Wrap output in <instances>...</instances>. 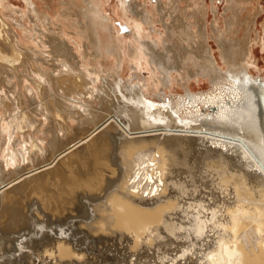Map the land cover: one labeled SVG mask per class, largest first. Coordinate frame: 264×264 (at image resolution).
<instances>
[{"label":"bare ground","instance_id":"obj_1","mask_svg":"<svg viewBox=\"0 0 264 264\" xmlns=\"http://www.w3.org/2000/svg\"><path fill=\"white\" fill-rule=\"evenodd\" d=\"M180 1L181 0H170V3L168 2L169 4L167 7L165 4H163V1L160 0L158 8L160 10L162 17H164L165 15L172 16L171 19L175 20L177 23L183 20L182 34H180L181 32L176 33V29L174 28L173 23H171L173 26H170L168 24L167 29L168 28L169 29L167 31L170 32L169 33L170 37H168L167 40L163 39L165 40V42L163 41L162 42L163 46L159 48L155 45V43L152 44L151 42H148L145 40L149 37H152V35L149 36V34L138 33V35L136 34L137 37L139 38L137 40H141L144 44L141 42V45H143L142 48H141V45L140 47L132 45L131 52L132 54L135 53L136 57L138 58L141 57V55H143V57L145 58L148 57L150 62L156 68H158V70H161V73L162 75L164 74V76L158 79L160 84H164V82L168 80L169 78L168 75L171 74L173 70H177V72L179 71L182 75L183 74L185 75V78H184L185 80H188L190 79L191 76H196V75L209 77L210 83L212 84V87H210L211 88L210 91L195 93L191 87L186 86L184 90L185 91L184 94L177 95V96L175 95L165 96V93H162V94L160 93L159 102L151 103L152 102L151 101L149 103L148 100H143V97L145 95L142 93L143 91H141L138 86H135L136 87L135 88L133 86L126 85L125 88L120 87V86H118L117 88L116 87L117 85L113 84L112 85L113 88H110V90L113 93L111 94L115 101V105H112V106L111 104H109V99L111 98H109V93L105 91L106 89L102 87L99 89L97 87H93V85H95L94 82L99 81V75H101L99 72L102 69L105 72L112 71V73H115L113 72L115 71L114 70L115 68L106 69L104 66L102 57L105 51L106 52H114V51L116 52L117 51L119 62L117 61L118 63L116 64L115 67L116 69H118V67L121 66V63H122L121 61L122 51L120 50L122 47L121 44H118V43L114 44L112 41H103L100 33L98 31H95L92 27H90L89 23L87 25L80 23L83 29L82 34L84 35L85 38L87 39L89 38L91 40V48H93L96 51L95 57L97 56V59H98L97 63H99L102 68L100 70H98V68L97 70L91 69L90 71L91 73L89 72L90 75L92 73H95L97 75L96 77L94 75L93 79H91L92 81H88L87 79L88 73H84L83 71L84 69L83 70L81 68L79 69L80 63L74 60L76 56H73L71 54V51L67 49L68 44H66V42H63V40L56 39V37L55 39L51 37L49 38L51 42L46 41L44 43V44H48L51 47L50 48L51 51L47 50V52L51 53L49 55H52V58H55L56 60L59 59L56 64H58L60 60L62 61V64L59 63L57 66H55V68L57 69V72L48 71L44 68V66H42L44 65V63H41V61H37L36 59L31 58L32 59L31 72L32 73L34 72V74L37 77V78L34 77L37 81V88L35 89L32 86H27L26 91L27 93L30 92L31 94L23 93L22 84H21V87L20 86L18 87V83L14 81V76L15 74H17L19 76L18 77L19 80H22L25 74L22 76L21 68L22 67L25 68L27 66L29 57H36L34 54H32V52L28 54L29 52L27 53L25 51H27L28 49L35 50V48L25 47L24 44H22L18 40L17 38L18 36L16 37L15 33L14 32L12 33V28L10 27L11 25L10 26L8 25V23L5 21V19L3 18V16H1V13H0V140H3L1 144L2 146L0 149V158H1L0 159V175H1V169H3V167L5 166L3 165V162H5L6 165H14L16 163H19L21 159H23L24 161V160H28L29 158H32V159L34 157L39 158L41 153L44 154L45 152L48 151L47 146L45 145L46 142L44 143V141H46L44 135H46V133H49V129H47L48 126L44 125L46 127L44 128L42 127L43 126L42 124H44L43 120H40L39 122L37 121L38 125H36L37 123H34L35 120H33L34 116L32 117L33 112H36L39 110H40L39 112H43L44 110L48 111V114L46 113L47 115L45 119L47 120H52V118L57 119L59 129L61 133H63L66 130L69 131L73 129L72 120L78 117H83V115H85L84 112H86L87 110H90L87 108V106L89 104H93L94 100H97L96 98H99V96L96 93H100L103 90V93L105 94L104 100L106 102L103 103L102 102L103 98L100 97V100L102 98L101 100L102 105L100 107L102 115H100V117L97 119L98 121L94 120L96 129L94 130H84L83 129L79 132V134L81 133L80 134L81 136H84V144L86 146V147L84 146V149L82 151L76 148L75 145L72 146V144H69L68 145L69 147H67L66 149L68 152L64 153V155L61 156V152H62L61 150L65 147L63 144L67 145L66 143L68 142L62 143L60 138L58 139L52 138L51 133H49L50 135L49 137H47L48 139H50L49 147L56 156V158L52 159L51 164L62 162L67 167L66 170H68L67 171L68 174L65 175L66 180H67L66 183L68 184L69 182V185L72 188L73 185L77 183V180L75 179V175H76L79 178H82L83 180H85V182H88L89 189L92 190V189L102 186L101 184L103 183L100 180L96 184V186H93L92 181L94 178L100 177L102 180H105L103 177L106 175L107 179L108 178L113 179L114 177L110 176L111 173H117L119 177L122 173H124V169L115 167L114 166L115 160L113 158L117 152L122 151L123 154L120 153L121 156L119 157L123 161H121L120 164L126 163L127 161L128 163L126 164H129L131 166L130 169L134 171L133 173L126 172L129 178L127 182L125 181L124 188L129 187L134 192V194H138V193L150 194L152 192L158 191L160 190V188H162V185L164 182V179L163 178L161 179L160 176L161 177L165 176L166 178L168 177L169 173L167 172V169L169 168V166L171 167L172 162L171 163L170 162L167 163V162L171 158L176 160L177 152L172 150L174 148L171 147L172 144H169V141H171L169 140V137L172 134H170L168 137L164 135L163 133L161 134L160 131L156 132L155 130L154 133H145L144 131H147V129L151 127L157 129V127L159 128L160 126H168L169 129L172 128L174 130L173 134L184 132V134L187 137L186 139H189L190 141H192L194 147L197 149V152H196V149L193 147L195 152L198 154V157H196L197 154L195 153L196 154V156H194L195 158L197 159L200 158L201 160L203 159V161L204 159H207V161L210 159L211 160L213 159L214 164L215 163H218L217 165L223 164V167H224V163L228 164L227 171L229 172L228 174L231 177V179L227 180L228 182L226 181L227 183L223 182L224 184L222 183V185L218 186L219 191L217 192V194H215L216 192L214 194L213 192H209V196L210 195L212 196L208 197V194H207L208 191H207L206 194L203 195V198H205L204 196H206V200H209L208 203L210 204L211 202H214V203L218 201L220 202V205H219L220 208L215 206L217 209H212L209 213L207 212L205 213L207 215V220H205L206 222L204 221L205 223H207V226H209L208 223H212L213 221L212 226H209L210 229H213L216 227L221 232L220 239L218 236H216V238L218 237V239L216 240H219V244H218L219 252H217L216 250V252L213 251V253L210 254L211 259L213 260V263L215 264H264V75L261 73L254 74L252 73V70L250 68L252 64H254L253 60L251 59L252 58L251 56L252 46L254 45V43L259 41L258 34L256 35L255 38H253L252 36L253 24L256 22V15L258 14V10L255 9V13L253 15H250L252 16L250 18L249 15L248 16L244 15V11L250 9V6L253 5V0H227V3H226L227 5L225 6L226 13L224 15L225 26L224 28H221V26L218 23H214V28H213V35L215 36V39L220 47L221 57L223 61L226 63V65L228 66L227 67L228 69L226 71H223L222 68H219L216 59L212 57V53L210 52L207 46L208 45L206 42L207 35L204 32L205 19H206L205 0H192V1L190 0V2L188 3V6L185 8H182L180 6ZM27 2L29 4H33L34 9L36 8L35 2L33 0H27ZM71 4H75V2L71 1ZM75 6H77V4H75ZM75 6H73L72 9ZM31 10L29 12H32ZM35 10H33V12H35ZM33 14L36 15V13H33ZM36 17L37 19L35 21L40 19L38 18V16ZM190 17L194 18V22L190 21ZM95 24L96 23H94V25ZM194 24L198 26V30L197 29H196L197 31L194 30L195 32H193ZM38 25H40L39 27H41L42 29H44L43 26L45 27L44 23L43 24L40 23ZM179 25H181V23ZM46 30L48 31V27H45L44 31ZM44 31L42 30L41 33H43L44 36H48L47 33H45ZM241 31L244 32L243 36H241ZM14 36L16 38H14ZM195 36L197 37V39L194 38ZM40 38L42 37L40 36ZM180 38L181 39L184 38V40L186 39L187 41V43H185L186 45L181 44L183 47H181L180 43L178 42V40L181 41ZM41 40L42 42H44L43 39ZM6 43H9L11 45L10 47L11 49L9 48L11 50L10 53L2 51V49H4L3 47H5V49H8L7 46L9 44H6ZM45 60L47 61L46 58ZM91 67L93 68V66ZM28 70L30 71L29 68H26L24 71H26V73L29 74L27 72ZM65 72L67 73L65 74ZM54 74H55V79L53 78ZM65 75H70L69 80L72 83L67 81L68 77ZM185 80L183 81L184 82L183 84H185ZM2 81L4 82L8 81L11 84V86L9 85L10 87H13L15 91H19L18 93L13 92L14 95L13 94L11 95V99H13V102L8 107L6 103H8L7 101L11 103V99H9L8 95L6 94L5 86ZM55 82L56 84L59 85L58 90L59 91L62 90L61 94H63V95H59L58 102L66 101L69 98L70 100L71 99L74 100L73 102L71 101L72 103L76 102V104L73 106L74 109L72 108H71L72 110L68 109L69 110L68 112L69 115L67 117L68 120L66 118H63V110L61 111L60 110L61 108H59L56 105L57 100L55 97V92H56ZM21 83H23V80ZM90 83L92 84V86L90 87V89H87L88 88L87 86L91 85ZM124 89L127 90V92H125ZM117 92H119L120 94L118 93L119 94L118 95ZM73 94H76V95L79 94L80 97L79 98L75 97L76 95L74 96ZM93 97H95V99H93ZM119 97L121 98L120 100H119ZM62 98H63V101H62ZM67 102H69L68 105L69 106L71 105L72 107V103L70 104V101L68 100ZM111 102L112 101H110V103ZM112 103L114 104V102ZM123 105L125 107H123ZM125 108L126 109L129 108L130 110L129 109L125 110ZM135 110L136 111L139 110V111L136 113ZM140 110L142 114H140L139 116L138 113L140 112ZM64 111L67 112V110H64ZM94 111L96 112V109ZM126 115L135 116V117L139 116L141 120L140 124H137V121H136L134 126L131 124L132 126L130 128H125L126 127L125 120L127 119ZM132 118L129 119L130 122L131 120H133ZM118 121L121 122L122 124L120 129H122V127L125 128L122 130L121 133H123L125 130H131L132 133L133 132L137 133L139 130L143 131L140 134L127 135L128 137H131V139L138 140V141H135L137 143L129 146L130 143L125 145V142L127 140L124 141L122 139L114 138V136L117 134L116 130L119 127L118 125H116L117 124L116 122ZM161 122L164 124H161ZM172 129L171 131H173ZM40 134H44V135H40ZM141 137L147 140H142ZM151 138H156V139L150 140ZM149 141H152V142H149ZM188 143L189 142H187V144ZM57 149L59 150V152L57 151ZM228 151H230L231 155L228 153ZM80 157L82 158L81 163H82V166H84V168L80 165L81 164L80 162H79L80 164L76 163L78 162L77 160ZM184 157H187V156L185 155ZM133 158H135L136 162ZM87 161L88 163L92 164L90 165L91 167L89 165L87 166L84 163ZM213 162L211 161V163ZM74 163L78 165H75ZM166 163L168 165L167 167L165 166ZM48 167L50 166L48 165ZM48 167L46 169H48ZM208 167L209 166H207V169ZM223 167L221 168L219 167V168L222 169ZM40 168H37V169H40ZM177 168L179 167L177 166ZM54 170H57V169L54 168L53 171ZM70 170L74 171L75 173L74 177L70 173ZM175 170L174 172H176ZM42 171H45V170H42ZM57 171L54 174H58ZM29 172L31 173V171H28V173ZM35 174L36 173H34V176ZM28 175L30 176L31 174H28ZM59 175L58 176L56 175V177L60 178ZM31 176L32 178H35L33 177V175ZM31 176H30V179H31ZM219 176L222 177V175H218V177ZM23 179L26 180V178L24 177ZM26 181L27 182L30 181L31 183V180L29 179ZM221 181H223V179ZM60 182L63 183L62 180H60ZM53 183H56V182H53ZM78 184L82 185L81 183H78ZM32 185H34V187L36 186L38 187V185L36 186L35 184H32ZM59 185L60 184L58 183L57 189ZM82 186L84 187V185ZM31 187L32 186H30V190L33 192L32 190L33 188L31 189ZM60 187L61 186H59V188ZM17 189H20V188H17ZM37 189H39V187ZM98 189L101 191L100 188ZM8 190H5V192H7ZM43 190L45 189H42V191ZM10 191L11 190H9L8 194L10 193ZM51 191H54V190H51ZM60 191H62L61 188H60ZM33 194L34 193H32L31 195ZM51 194L53 196L55 195L54 192H51ZM49 196L51 195L49 194ZM49 196L47 200L50 198L49 201L53 199L57 201L56 200L57 198L53 197L52 199V197H49ZM102 196L104 195L102 194ZM188 196H189L188 199L195 200V198L201 195H198V193L195 192V195L188 194ZM61 197L62 195L59 196L58 198H61ZM132 197L133 199L136 200L140 197V195H138V197H135L134 195H132ZM63 198L64 197H62V199ZM16 200L19 201V199H16ZM110 200L113 203L114 211H116V215H114L116 219H113V217H106L108 218L107 223L109 222V220L110 221L114 220L120 227L124 229L127 228V230H130L131 232H135V230L136 231L140 230L141 226L143 225V223H145L146 220L159 219V214L157 212L147 211L143 207L137 205L136 203H133L131 200L127 198H124L121 196L120 197L112 196ZM200 200L205 201V203L207 202L205 199H202V198H200L199 201ZM44 202H47V201H44ZM57 202H59V200ZM59 203H62V202L60 201ZM205 203L204 205L206 207ZM53 205H56V204H53ZM57 205L59 204L57 203ZM57 205L55 206L56 208L58 207ZM78 205L76 207H78ZM196 205H202V204L197 203ZM11 206H10V209H11ZM26 206L27 205H25V208H27ZM190 206L191 205H189V207ZM200 207L202 208L203 206H200ZM61 208L63 209L62 206ZM84 208H87V207H84ZM23 209H21V211ZM87 209H86V212L88 213ZM187 210L189 211L191 209L189 208ZM103 211H106V208L103 209ZM191 211H192L191 213H193L194 210H191ZM66 212L67 211H65L64 213ZM218 212L221 213V216L216 215V213ZM19 213H20L18 217L20 220L19 223H21L22 225H26V224L30 225L31 223L33 225L34 224L36 225L35 223L36 220H34V216L32 214L33 212L28 211L26 213L21 214V212L19 211ZM39 214H37V216ZM195 215H196V218L194 217ZM49 216L50 215H48V218L53 217V216L51 217ZM161 217H162V214H161ZM64 218L66 219L65 215H64ZM194 218L199 219L201 217L197 214H194L192 220H194ZM12 219H15V218L14 217L11 218V221ZM40 219L44 221V217L43 218L40 217ZM37 221L39 220L37 219ZM188 221H190V219H188ZM5 223H6V229L9 230L11 228L9 227L11 223H9L8 221H6ZM188 223H191V222H188ZM202 223H203V220H202ZM55 225L57 226V224ZM72 225L75 227L73 223ZM76 226H79V225L76 224ZM78 228H82V227H78ZM150 228L151 227L149 226L148 232ZM32 229L35 231L34 228ZM105 229H108V226ZM26 230L27 229H25V231ZM78 232H80V230ZM81 233L82 232H80V234ZM135 233H136V237L138 238V241L144 238L142 233L141 234L138 232H135ZM5 234L7 233H1L2 238H0V255H3L6 253V257H7V256H12V254L15 253L14 251L17 250V248H15L14 244H12L8 240V238H13V237H9V233L7 235ZM26 235H29V233H26ZM94 235H97V234H94ZM23 237L24 236H22V238ZM37 237H38V234H37ZM93 237L95 236H91L90 234V238H93ZM33 238H29V239L31 240ZM44 238L45 237H43V239ZM47 239L51 240L52 238L47 237ZM110 239H112V237H110ZM64 241H60V240L57 241L55 239V241H53L55 242V244L51 245V247L49 243L50 241H46L45 243L47 247L45 249L46 251L45 255L48 256L50 259L54 257L55 255H56V258L58 257L66 258L65 262L64 261L62 262L63 264H78V263L86 262L85 260L87 258L85 259V257L88 255L85 256V254L87 253L84 254L81 250L79 251V249L73 247V244L72 245L67 244ZM66 241L69 243L68 239H66ZM92 241H96V240H92ZM102 241L103 240H101V242ZM29 242L31 241H28L27 243ZM35 242L33 243L31 242L32 245ZM20 243L21 245H17L19 246V248H21L22 246L24 248L25 244H27V243H24L23 241H21ZM36 244L37 242L35 243V245ZM76 245L79 246L80 244H76ZM31 250L33 249L31 248ZM39 250H40L39 252L43 251L41 249ZM14 256H16V254ZM17 256L18 258L16 259H19V255ZM5 259H3V261ZM36 260H39V259H36ZM53 260L56 261L57 259L55 260L53 258ZM59 260L61 261V259ZM11 261L8 259L6 260L5 264L12 263ZM58 261L57 263L60 262Z\"/></svg>","mask_w":264,"mask_h":264},{"label":"rangeland","instance_id":"obj_2","mask_svg":"<svg viewBox=\"0 0 264 264\" xmlns=\"http://www.w3.org/2000/svg\"><path fill=\"white\" fill-rule=\"evenodd\" d=\"M33 1L35 2V7H36L35 9L36 10L34 9L33 4H29L27 2V0H0L1 16H3V18L8 23L9 26L11 25L10 27L12 28V33L14 32L16 37L18 36L17 37L18 40L22 44H24L25 47H33L36 50L35 51L33 49H31V50L28 49L27 51H25L27 53L29 52L28 54H30L32 52V54H34L36 57H29L27 66L25 68L24 67L21 68L22 76L25 74L22 78L23 83H21L22 80H19V78H18L19 76L17 74H15V76H14V81L18 83V87L19 86L21 87V84H22V92L23 93H27V91H26L27 86H32L35 89L37 88V81L35 79L37 77L34 74V72L33 73L31 72L32 59H36L37 61H41V63H44V65H42V66H44V68L48 71H56L57 72V69L55 68V66H57L59 63L62 64L61 60L58 64H56L59 59L56 60L55 58H52V55H49L51 53L47 52V50L51 51V49H50L51 47L48 44H44V43L46 41L49 42L50 41L49 38H51V37L54 39L56 37V39L63 40V42H66V44H68L67 49H69L71 51V54L73 56H76V58L74 60H76L77 62L80 63L79 69L80 68L82 70L84 69L83 70L84 73H88L87 74L88 81H92L91 79H93L94 75L96 77L97 74H95V73H92L90 75L91 69L97 70V68H98V70H100L102 68H101V65L99 63H97V60H98L97 56L95 57L96 51L93 48H91V40L89 38L88 39L85 38L84 35L82 34L83 29H82L80 23H83L86 25L89 23L90 27H92L95 31H98L100 33L103 41H112L114 44L118 43V44L122 45V47L120 49L122 51L121 66L118 67V69H116V67H115L116 64L119 62L117 51L116 52L115 51L114 52H106L105 51L103 53V57H102L104 66L106 69L115 68L114 69L115 71H113L115 73H112V71L111 72H105L102 69L99 72L101 74V75H99V81L94 82L95 85H93V87H97L99 89L101 87L106 89L105 91H107L109 93V98L112 99L111 100L108 98L109 104H111V106L115 105V101H114L113 96H112L113 93L110 90V88H113V86H112L113 84H116L117 88H118V86L125 88L126 85L133 86V87L138 86L140 88V90L143 91L142 93L145 95L143 97V100H148L149 103L151 101H152L151 103L159 102L160 101V97H159L160 93L161 94L165 93V96H171V95L177 96V95L184 94L185 93L184 90H185L186 86L191 87L195 93L210 91V89H211L210 87H212V84L210 83L209 77L196 75V76H191L190 79H188V80H185L184 79L185 75L184 74L182 75L179 71L177 72V70H173L171 72V74L168 75L169 81L166 80L164 82V84H160L158 79L162 78L164 76V74L162 75L161 70H158V68H156L150 62L148 57L145 58V57H143V55H141V57L138 58V57H136L135 53L132 54L131 46L135 45V46L140 47L141 42H142L141 40H137V39H139L137 37L138 33L149 34V36L152 35L153 39H152V37H149L145 40L148 42H151L152 44L155 43V45L159 48L163 46L162 42L163 41L165 42V40H167V38L170 37V35H169L170 32L167 31L169 29V28L167 29L168 24L170 26L174 25V28L176 29V33L181 32L180 34H182L183 20H181L177 23L175 20L171 19L172 16H169V15L166 16L165 15L164 17H162L160 10L158 8L160 0H33ZM71 1L75 2V4H77V6H75V4H71ZM162 1H163V4H165L168 7L170 0H162ZM189 2H190V0L189 1L188 0H181L180 6L182 8H185L188 6ZM205 2H206V19H205V30H204V32L207 35V41H206L208 44L207 46H208L210 52L212 53V57H214L216 59L219 68H222L223 71H226L228 69L227 68L228 66L226 65V63L223 61V59L221 57V53H220L221 50H220V47H219V45L215 39V36L213 35V28H214V23H218L221 26V28H224V26H225L224 15L226 13L225 6L227 5L226 4L227 0H205ZM73 6H75L76 8L74 7L72 9ZM29 9L30 10L32 9L31 10L32 12H33V10H35V12H33V13H36V15H34L32 12H29L30 11ZM255 9L258 10V14L256 15V22L253 24L252 36H253V38H255L256 35L258 34L259 35V41L254 43V45L252 46V55H251L252 58L251 59L253 60L254 64H252V66L250 68L252 70V73H254V74L261 73L264 75V0H253V5L250 6L249 10L244 11V15L245 16L249 15V17L251 18L252 16H250V15H253L255 13ZM74 10H76V11H74ZM64 11H66V12H64ZM65 14H66V16H65ZM36 16H38V18H40V19H38L40 21H38V20H37L38 22L35 21L37 19ZM41 20H43V21H41ZM91 20H92V22H91ZM87 21H89V22H87ZM190 21L194 22V18L190 17ZM40 23H42V24L44 23L45 27H48V31L47 30L44 31V29H45L44 26H43L44 29L39 27L40 25H38V24H40ZM94 23H96V24L94 25ZM171 23H173V25ZM180 23H181V25H179ZM30 28H31V30H30ZM196 29L198 30V26L196 24H194L193 25V32L197 31ZM199 29H200V27H199ZM37 30L38 31L40 30V31L38 32ZM42 30L45 33H47L48 36H44L43 33H41ZM34 31H35V33H34ZM32 33L35 35H33ZM40 34H42V35H40ZM26 35H28V36H26ZM243 35H244V32L241 31V36H243ZM29 36H31V37H29ZM40 36L42 38H40ZM16 37L14 36V38H16ZM194 38L197 39L196 36ZM41 39H43L44 42H42ZM163 39H165V40H163ZM36 40L39 42H37ZM153 40H155V41H153ZM180 40L181 41L178 40V42L180 43V46L183 47L182 45L187 43V41H186V39L184 40V38H182V39L180 38ZM87 42H89V43H87ZM38 43H39V45H38ZM6 44H9V43H6ZM142 46L143 45H141V48H142ZM195 46H197V45H195ZM7 47L9 49L11 47V45L9 44ZM3 48H4V49H2L3 52H7V53L9 52L10 53L11 48L9 50L5 49V47H3ZM4 50H6V51H4ZM41 58H43V59H41ZM45 58L47 59V61L45 60ZM45 61H46V63H45ZM18 62H20V61H18ZM41 63H39V64H41ZM91 66H93V68ZM52 67H53V69H52ZM26 68L30 69V71L29 70L27 71L29 74H27L26 71H24ZM85 68L88 70H86ZM116 71H117V73H116ZM66 73L67 72H65V74ZM65 76L68 77L67 81L72 83L69 80L70 75H65ZM182 77H183V79H182ZM32 78H33V80H32ZM53 78L55 79V74L53 75ZM184 80H185V84H183ZM9 81H10V79H9ZM2 82L4 83L5 91L9 97V99H11V95L13 94V92H16V93L19 92V91H15V89L13 87H10L11 84L8 81H5V82L2 81ZM91 86H92V84L87 86L88 87L87 89H90ZM58 87H59V85L56 84V82H55V91H56L55 97L57 100L56 105L59 108H61L60 109L61 111L63 110V118H66L68 120V118H67L69 115L68 112H69V110L74 109L73 106L76 104V102L72 103L74 100H72V99L70 100V98L69 99L65 98L68 101H70V104L72 103V107H71V105L70 106L68 105L69 102H67V100L63 101V98H62L63 102H61V101L58 102L59 95H63V94H61L62 90L59 91ZM11 89H12V91H11ZM13 89H14V91H13ZM124 91L127 92V90H125V89H124ZM118 93L119 92H117V94ZM27 94H31V93L28 92ZM96 94L99 96V98H96L97 100H94L93 104H89V105L86 104V105H88L87 108L90 110H87L86 112H84L85 115H83V117H78V118L72 120L73 121V123H72L73 129H71L69 131L66 130L63 133H61V131L59 129L57 119H54V118H52V120L45 119L46 115L48 114V111L44 110L43 112H39L40 111L39 110V111L32 113V117L34 116L33 120H35L34 123H37L36 125H38V122L40 120H43L44 124H42L43 125L42 127L44 128V127L48 126L47 129H49V133H51L52 138H55V139L60 138L62 143L68 142V143H66L67 145L63 144L65 147L63 148L64 150L63 149L61 150L62 151L61 156H63L64 153L68 152L66 149H67V147H69L68 146L69 144H72V146L75 145L76 148H78L79 150L82 151L84 149V146H85L84 136H81L80 135L81 133L79 134V132L83 129L84 130L96 129V126L94 124V120H97L100 117V115H102L101 109H100V107L102 105L101 103L106 102L104 100L105 94L103 93V90H102V92L96 93ZM73 95L75 96L76 94H73ZM75 97L79 98L80 95L77 94ZM100 97L103 98V100L101 98L102 102L100 100ZM93 99H95V97H93ZM120 99L121 98L119 97V100ZM110 101L114 102V104L112 102L110 103ZM7 102L8 103H6V105L8 107L10 104H12L13 99H11V103L9 101H7ZM121 104H123V103H121ZM123 107H125V106L123 105ZM95 109H96V112L94 111ZM127 109H129V108H127ZM127 109L125 108V110H127ZM64 110H67V112H65ZM103 111H105V110H103ZM138 111L139 110H137V111L135 110L136 113ZM64 114L66 115V117ZM138 114H139V116H140V114H142L141 110ZM50 115H52V114H50ZM139 116L135 117V116H129V115L127 116L126 115L127 119L125 118L126 119L125 120L126 121L125 122V125H126L125 128H130L132 125L134 126L136 121H137V124H140L141 120H140ZM128 117H130V118H128ZM131 118L133 120H131V122H130L129 119H131ZM67 120H65V121H67ZM50 121H51V123H50ZM45 122H46V124H45ZM116 123L115 124L118 125L119 127L116 130L117 134L114 136V138L122 139L124 141L127 140L125 142V145L130 143L129 146L137 143L135 141H138V140L131 139V137H128L127 135H136V134L142 133L143 131L139 130L137 133L136 132L132 133L131 130H125L123 133H121L122 130L125 128L122 127V129H120V127L122 126L121 122L118 121ZM161 124H164V123L161 122ZM44 125H46V126H44ZM157 129L151 127V128H148L147 131H144V132L145 133H154V131L156 130V132L160 131L161 134L163 133L164 135H166L168 137L170 134H172L169 137V140H171V141H169V144H172L171 147L174 148L172 150L177 152V159L174 160L171 158L167 162V163L172 162L171 167L169 166V168L167 169V172L169 173V175L167 178L165 176H162V177L160 176L161 179L162 178L164 179L165 183L163 182L162 188H160V190L152 192L150 194H143V193L134 194V192L129 187L124 188V183H125V181L127 182L128 178H129V176L126 174V172L133 173L134 171H132V169H130L131 166L129 164H126V163H128L127 161H126V163L120 164V162L123 161L119 157V156H121V154H123L122 151L117 152L113 159L115 160L114 166L117 168L118 167L123 168L124 173H122L119 177H118L117 173H111L110 176H113L114 177L113 179H109V178L107 179L106 175L103 177L105 180H102L100 177L93 179V181H92L93 186H96V184L100 180H101V182H103L101 184L102 186L98 187L101 189V191L98 188H95L92 190L89 189L88 182H85V180L76 176L73 170H70V173L73 175V177L75 175V179L77 180V183L75 185H73V187L71 188V186L69 185V182H68V184L66 183L67 180H66L65 175L68 174L67 173L68 170H66L67 169L66 165L63 164L62 162L56 163V164H51L52 159L56 158V156H55L54 152H52L50 147H49L50 139L47 138L50 135L49 133H46V135L40 134V135L45 136L46 141H44V143L46 142L45 145L47 146V150H48L47 152H45L46 154L45 153L40 154V157H39L40 159L34 157L33 159L29 158L28 160H24L25 162L23 161V159H21V161L19 163H16L14 165H6V163L2 161L3 165H5V166L3 167V169H1V175H0V180H1L0 181V195H1L0 196V238H2L1 233H7V234L9 233V237H13V238H8V240L12 244H14V247L17 248V250L14 251L15 252L14 254L11 253L12 256L6 257V253L3 255H0V263L5 264L6 260L9 259L10 261L12 260L11 261L12 263L14 262L13 264H32L33 261H34L33 264H48V263L50 264V262H51V264H53L55 262L57 263V261L59 259H61V261L59 260L60 262L58 261L59 263H57V264H63L62 262L63 261L65 262L66 258H60V257L56 258V255H55L54 257L51 258L52 259L51 260L48 256L45 255L46 254L45 249L47 247L45 242L50 241L49 243H50V247H51V245L55 244V242H53V241H55V239H56L57 241L58 240H60V241L65 240L64 242H66L67 244H71V245L73 244V247L79 249V251L81 250L84 254L87 253V254H85V256L88 255L85 257V259L87 258L85 260L86 262L78 263V264H85L87 262H88L87 264H215V263H213V260L211 259L210 254H212L213 251L216 252V250H217V252H219L218 251L219 240H216V239H218V237H219V239L221 238V236H220L221 232L216 227L213 229H210L209 226H212L213 221H212V223H208L209 226H207V223H205L206 222L205 220H207V215L205 213L206 212L209 213L212 209H217L215 206L219 207L220 202L219 201L215 202V203L211 202V204H210V203H208L209 200H206V196H204L205 198H203V195H205L207 191H208V193H207L208 197L212 196V195L209 196V192H213V194L216 192L215 194H217V192L219 191L218 186L222 185L223 182L227 183L228 182L227 180L231 179L230 175L228 174L229 172L227 171V167H228L227 165L228 164L224 163V167H225L224 168L223 164L217 165L218 163H215L217 165L216 166L213 162V159L212 160L210 159L208 161H207V159H204V161H205L204 162L203 159L201 160L200 158L199 159L195 158L194 156H196V154H197L196 153L197 149L194 147L192 141H190L189 139H186L187 137L184 134V132L183 133L179 132L178 134L176 133L178 135L177 136L175 133L173 134L174 130L171 128L173 130V131H171V129H169L168 126H160L159 128L157 127ZM141 138H142V140H147L143 137H141ZM129 139H131V140H129ZM153 139H156V138H151L150 140H153ZM177 139H179L180 141ZM2 142H3V140H0V149L2 146L1 145ZM149 142H152V141H149ZM187 142H189V143L187 144ZM177 144H179V145H177ZM190 144H191V146H190ZM63 145H62V147H63ZM181 146H182V148H181ZM185 146H187V147H185ZM193 147L196 149V152L193 149ZM182 150L183 151L185 150L184 151L185 153ZM57 151L59 152L58 149H57ZM179 153H181V154H179ZM228 153L230 154V151H228ZM185 155L187 157H184ZM196 157H198V154ZM80 158L79 159L77 158L78 162H76V163L82 162V158L81 159ZM60 159H61V157H60ZM133 159L135 160V158H133ZM211 161L213 163H211ZM135 162H136V160H135ZM45 163L47 166L45 165ZM76 163H74V164L78 165ZM84 163L87 166L92 165V164L88 163V161L84 162ZM167 163L165 165L166 167L168 166ZM210 163H211V165H210ZM48 165L50 167H48ZM80 165L82 166V163ZM135 165H136V163H135ZM51 166H53V167H51ZM177 166L180 169L177 168ZM207 166H209L208 169H207ZM210 166H212V167H210ZM47 167H48V169H46ZM82 167L84 168V166H82ZM217 167H218V169H217ZM219 167L220 168L223 167V168L220 169ZM37 168H40V169H37ZM54 168L57 169L59 172L57 170L53 171ZM40 170L41 171L45 170V171H42L43 172L42 173ZM174 170L176 172H174ZM216 170L218 171V173ZM28 171H31V173L30 172L28 173ZM56 171L58 174H54V173H56ZM220 171H222V172H220ZM33 172L36 173L35 176H34ZM202 172H203V174H202ZM37 173H39V174H37ZM28 174L33 175V177H35V178H32V176L30 175L31 176V179H30V176ZM49 174L52 175L53 178ZM37 175H39V176H37ZM56 175L57 176L59 175L60 178H57ZM218 175H222L223 178L221 176L218 177ZM23 177L26 178V180H28V179L31 180V183H30V181L27 182L26 180H24ZM221 178L223 179V181H221L222 180ZM47 180H48V182H47ZM60 180H62L63 183L60 182ZM53 182H56V183H53ZM58 183L60 184L59 186H61L60 188L62 189V191H60L59 186L57 189ZM78 183H81L82 185H84V187L82 185H79ZM29 184H30V186H32L31 189L33 188L32 189L33 192L30 190ZM32 184H35V186L38 185L39 189H37L38 188L37 186H36L37 187L36 188ZM64 185H66V186H64ZM21 187H23V188H21ZM7 188L9 190H11L10 193L12 195L10 193H9L10 195L8 194L9 190ZM17 188H20V189H17ZM42 189H45V190L42 191ZM5 190H8V191L5 192ZM51 190H54V191H51ZM75 191H76V193H75ZM51 192H54L55 195L53 196L52 195L53 193L51 194ZM195 192L201 196H198L197 198H195V200L194 199H188V197H189L188 194H194L195 195ZM32 193H34V194L31 195ZM41 193H42V195H41ZM71 193H73V194H71ZM26 194H27V196H26ZM49 194L51 196H49ZM97 194H98V196H97ZM102 194L104 196H102ZM28 195H29V197H28ZM61 195H62V197H64V198L67 197V198H65V200H64V198L62 199V197L58 198ZM132 195H134L135 197H138V195H140V197L135 200V199H133ZM48 196L52 197V199H53V197H55V198H57L56 199L57 201L59 200V202L61 201L62 203H59V202L55 201L54 199L51 200V201H53V202H51V201H49L50 198L47 200ZM112 196H119V197L121 196V197L127 198V199L131 200L133 203H136L137 205L143 207L145 210L150 211V212H157L159 214V219H157V220H149L148 219L145 221V223H143L140 230H138V231L135 230V232H138L140 234L142 233V235L144 237L143 239L138 241V238L136 237L135 232H131L130 230H127V228L124 229V228L120 227L116 223V221H114V220H112V221L109 220V222L107 223L108 218H106V217H113V219H116L114 216V215H116V211H114L113 203L110 200ZM12 198H13V200H12ZM28 198H30V199H28ZM76 198H77V200H76ZM200 198L205 199L207 202L205 203V201H203V200L199 201ZM16 199H19V201ZM32 199H33V201H32ZM44 201H47V202H44ZM73 201H74V203H73ZM54 202H56V203H54ZM15 203H16V205H15ZM52 203L56 204V205L58 203L59 205H57L58 206L57 208L59 210L55 207L56 205H53ZM78 203H79V205H78ZM195 203L196 204L201 203L202 205H196ZM204 203L206 204V207H205ZM208 204H210V205H208ZM11 205H13V206H11ZM25 205H27L26 206L27 208H25ZM77 205H78V207H76ZM189 205H191L192 207L191 206L189 207ZM213 205H214V207H213ZM10 206H11V209H10ZM61 206L63 207V209L61 208ZM200 206H203V207L201 208ZM14 207H15V209H14ZM21 207H23L24 209ZM45 207H47V208H45ZM73 207H75V208H73ZM84 207H87L88 209L84 208ZM19 208H20V210H19ZM105 208H106V211H103V209H105ZM185 208H187V209L190 208L191 210H194L193 213L199 215L201 218L195 219L196 218V215H195L194 220H192L194 214L191 213L192 212L191 210L188 211ZM12 209H14V210H12ZM21 209H23V210L21 211ZM86 209H87L88 213L86 212ZM159 210H160V212H159ZM11 211H13V212H11ZM19 211L21 212V214L26 213L28 211L33 212L32 214L34 216V220H36V222H35L36 225L35 224L33 225L32 223L30 225H28V224L22 225L21 223H19V221H20L18 218L20 215ZM65 211H67V212L64 213ZM6 212H7V214H6ZM2 213H4V214H2ZM35 213H37V214L40 213V214L37 216V214H35ZM160 213L162 214V217H161ZM63 214L65 215L67 220L64 218ZM91 214H92V216H91ZM4 215H5V217H4ZM45 215H47V216H45ZM48 215H50L49 217H51V216H53V217L55 216V217L54 218L53 217L48 218ZM73 215H74V217H73ZM216 215L221 216V213L218 212V213H216ZM13 217L15 219H12V221H11V218H13ZM40 217L41 218L44 217V221L42 219H40ZM37 219L39 221H37ZM188 219H190V221H188ZM202 220H203V223H202ZM6 221L11 223L9 226L11 228L9 230L6 229V223H5ZM48 221H50V222H48ZM64 222L66 223V225ZM71 222L75 225V227L72 225ZM188 222H191V223H188ZM43 223H45V224H43ZM55 224H57V226ZM76 224L79 226H76ZM107 226H108V229H105ZM149 226L151 228L148 232ZM19 227H21V228H19ZM78 227H82V228H78ZM32 228H34L35 231ZM21 229H22V231H21ZM25 229H27V230L25 231ZM29 230H31V231H29ZM43 230H45V231H43ZM79 230H80V232H82L81 234H80V232H78ZM6 231H8V232H6ZM25 232L29 233V235H26ZM102 232H103V234H102ZM60 233H61V235H60ZM7 234H5V235H7ZM37 234H38V237H37ZM90 234H91V236H95V237L90 238ZM94 234H97V235H94ZM40 235H42V236H40ZM66 235H68L69 237ZM76 235H77V237H76ZM22 236H24V237L22 238ZM216 236H218V237L216 238ZM43 237H45V238L43 239ZM47 237H51L52 239L48 240ZM108 237H109V239H108ZM110 237H112V239H110ZM29 238H33V239L30 240ZM16 239H18V240H16ZM45 239H47V240H45ZM66 239L69 240V243L66 241ZM91 239L96 240V241H92ZM38 240H40V241H38ZM101 240H103V241L101 242ZM21 241H23L24 243H27L28 241H31L33 243L36 241L38 245L37 244L35 245L36 242L33 245L31 242H29V243L25 244L24 248H23V246L21 248H19V246H17V245H21V243H20ZM76 244H80V245L78 246ZM35 247H37V248H35ZM38 247H39V249H41L43 251L39 252L40 250L38 249ZM31 248L33 250H31ZM37 249H38V251H37ZM22 253H24V254H22ZM15 254H16V256H14ZM17 255H19V259H16V258H18ZM20 255H22V256H20ZM25 256H27V257H25ZM22 257H24V258H22ZM34 258H35V260H34ZM53 258L55 260L56 259L57 260L54 261ZM3 259H5V260L3 261ZM29 259H31V260H29ZM36 259H39V260H36ZM36 261H37V263H36ZM47 261H49V262H47ZM12 263H8V264H12Z\"/></svg>","mask_w":264,"mask_h":264}]
</instances>
